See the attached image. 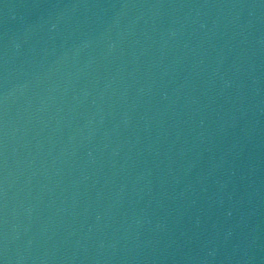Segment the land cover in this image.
Instances as JSON below:
<instances>
[{"label": "water", "instance_id": "95a60500", "mask_svg": "<svg viewBox=\"0 0 264 264\" xmlns=\"http://www.w3.org/2000/svg\"><path fill=\"white\" fill-rule=\"evenodd\" d=\"M0 264H264V0H0Z\"/></svg>", "mask_w": 264, "mask_h": 264}]
</instances>
